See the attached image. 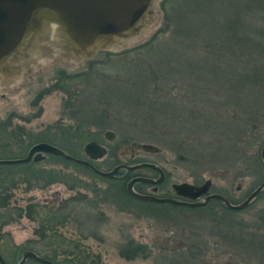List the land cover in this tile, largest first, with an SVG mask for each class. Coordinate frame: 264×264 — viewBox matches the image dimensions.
<instances>
[{
    "label": "rangeland",
    "instance_id": "1",
    "mask_svg": "<svg viewBox=\"0 0 264 264\" xmlns=\"http://www.w3.org/2000/svg\"><path fill=\"white\" fill-rule=\"evenodd\" d=\"M211 1L168 0L165 20L156 6L152 22L123 52L101 51L77 62L56 54L24 70L20 79L0 88V156L21 158L32 144L52 142L84 158V145L95 140L108 149L96 164L108 169L129 158L124 148L132 142L150 143L162 148L161 156L143 157L166 159L164 166L180 182L214 176L215 189L241 183L240 192L234 191L239 197L260 186L264 83L245 86L243 81L245 72L264 75V32L257 29L264 28V13L239 8L236 17L256 26L242 27L237 38L220 29L219 20L231 16L222 5L238 0H213L220 5L212 6L214 29L201 27L188 36L182 28L197 26L201 21L193 18L208 13ZM193 3L202 7L193 8L197 14L189 18L193 11L187 5ZM243 35L252 47L238 42ZM228 36L237 41L225 40ZM107 130L115 133L112 140L104 136ZM112 186L110 179L55 155L0 165V253L5 262L17 264L24 250L34 249L69 264H204L194 261L185 245L197 242L208 257L206 218L186 216L170 232L166 220L150 213L155 206L131 205L120 189L111 192ZM263 205L264 192L244 210L245 218ZM140 209L148 216H141ZM260 227L248 229L246 237L251 240L254 232L262 245ZM219 249H214L217 255ZM211 264L226 263L222 256Z\"/></svg>",
    "mask_w": 264,
    "mask_h": 264
},
{
    "label": "water",
    "instance_id": "2",
    "mask_svg": "<svg viewBox=\"0 0 264 264\" xmlns=\"http://www.w3.org/2000/svg\"><path fill=\"white\" fill-rule=\"evenodd\" d=\"M159 1L0 0V88L10 86L20 79L24 70L30 71L33 67L48 63L56 54L67 61L77 62L92 59L100 50L116 52L128 47L141 37L152 22ZM105 137L112 140L114 135L107 131ZM141 146L146 151H158V147L150 143ZM35 152V161L41 159V153L44 152L91 166L87 160L74 157L48 142L34 144L25 158L1 159L0 164L27 162ZM84 152L88 158L97 159L105 154V148L90 141L85 144ZM261 158L264 161V145ZM94 170L110 177L118 167L108 172L96 168ZM133 182L135 180L128 183V191L143 198L132 190ZM178 187L191 190L188 184H180ZM263 188L264 182L250 198ZM205 190V185L199 187L196 196ZM29 259L41 264H57L31 250H24L17 264H23ZM0 264H7L1 254Z\"/></svg>",
    "mask_w": 264,
    "mask_h": 264
},
{
    "label": "flooded vegetation",
    "instance_id": "3",
    "mask_svg": "<svg viewBox=\"0 0 264 264\" xmlns=\"http://www.w3.org/2000/svg\"><path fill=\"white\" fill-rule=\"evenodd\" d=\"M107 131H110L115 135L113 131ZM97 143L101 145L99 142ZM33 145L34 144L29 147L26 155L21 158H25L29 154ZM141 145L142 144H138L137 142H132L129 148H124L129 152V158L118 161L112 166V168L102 169L101 166L96 164L97 160H100L107 155L108 149L103 145L101 146L105 148V154L101 158L90 159L84 152V158L81 159L87 160L92 167L78 163L76 164L81 165L85 169H89L99 177L110 179L114 183V186H112L110 191L114 192L117 188L120 189L122 193L126 195V201L131 205L138 204L146 207L155 206L149 207L151 208L150 213L153 214V216L159 217L160 222L166 220V222L172 227V229L169 230L170 232L175 231L173 230L175 229V227H173L175 221L177 222L181 218H186V216L188 220L192 217L194 220L197 218H206L210 224L208 230L211 233V236L208 239V243L210 244L209 258L204 254L203 247L197 242H192L189 243L188 246L186 244L185 247L187 248L185 249L192 252L190 256L194 261H202L204 264H211V262L218 260L223 256V260L226 264H241L239 261H236V257H240L242 261L245 259L243 264H258L257 259H261L262 263H264V244L261 245L258 239H255L256 233L254 232V238L251 237V240L246 237L249 235L247 232L248 229H258L260 225L264 227V205L262 208L257 207L255 208L256 210L254 209V211L251 212L253 216L252 218H245L244 214V210H247L248 207L263 194L264 190L262 189L250 198L251 194H253L257 187H259V184L252 187V189L239 197L234 195V191L236 193L240 192L241 183H238L234 189L227 188V185L222 187L225 190L215 189L213 188L214 176L207 177L202 182H198L197 180L192 182L187 180L180 182L173 179L171 174L172 171L164 166L167 163L166 159H163L162 163L157 160H150L143 157L145 154H152L160 157V154L162 153V148L160 146L156 145L158 151L153 152L144 150ZM262 147L260 148V154L257 157V161L260 163L262 162L264 165V161L261 158ZM46 155L52 154L43 152L41 153L42 158L35 161V152L31 155L29 161L11 164H25L30 161L39 162L44 160ZM1 159L10 160L19 159V157L4 155L0 156V160ZM144 164L154 165V167ZM115 167H118V170L110 177L100 175L94 170V168H96L97 170L108 172ZM132 180H135L132 184V190L143 198H139L128 191V183ZM115 181L120 182V184L117 185ZM262 182H264V179H262ZM262 182H260V184ZM48 183L49 182H46V184ZM180 184H188L191 186V190L187 187L186 189L178 187ZM43 185H45V183ZM203 185L206 186V190L201 195L196 196L197 189ZM248 199L249 201L244 205ZM169 200H176L181 203ZM126 201L123 202L126 203ZM54 207L55 205L53 207L48 206L49 212L50 210L52 211ZM180 209H187V212H183ZM139 212L143 217L148 216V212L145 213L142 209H140ZM169 238L172 239L173 236H168L165 239L170 240ZM143 244L144 243H142V246H144ZM216 247L220 248L219 253H222L221 255L216 254V251L214 250ZM146 251H148L147 248Z\"/></svg>",
    "mask_w": 264,
    "mask_h": 264
},
{
    "label": "trees",
    "instance_id": "4",
    "mask_svg": "<svg viewBox=\"0 0 264 264\" xmlns=\"http://www.w3.org/2000/svg\"><path fill=\"white\" fill-rule=\"evenodd\" d=\"M168 0H161L160 1V3H159V8H160V10L162 9L163 10V18H164V20H165V16H166V10L164 9V5L166 4V2H167ZM232 2L234 1V0H231ZM245 1L244 0H238V2H236V3H226V4H223L222 6H224L223 8L221 7V9L223 10V11H225V13H227V14H230L232 17H233V19L231 18V16H230V18H228V21H223V20H219L220 22H219V27H220V29H224L225 31H227L231 36L233 35V36H236L237 38H238V36H239V29H240V31H241V29H242V27H243V29H246L247 27H250V26H254L253 25V23L252 22H250V21H247V20H243V16H240L239 18L238 17H236L237 15H238V13H239V10H241V9H239V8H244V7H246V8H253L254 7V9L253 10H256V11H258V12H260V13H264V0H249V3H244ZM214 3H216V4H214ZM218 3L217 2H213V0L211 1V3H210V6L209 5H207V4H205L204 3V5H206V6H209V9H208V13H198L199 14V16H197V17H195V18H193V19H195V22L197 23V21H201L197 26H194V27H192V25L191 26H189V25H187V26H185L184 28H182V30L183 31H186L187 33H189L188 34V36L189 35H191V34H193L194 32H196V31H198V30H200L201 29V27H206L207 29L206 30H211V29H214V24H215V22L213 23L212 21V19H213V15L215 14L213 11H212V9H214V7H212V6H216ZM219 5V4H218ZM187 6H189L190 8H191V10L193 11L192 13H191V15H190V17L189 18H191L193 15H195V14H197L196 12H195V9H193V8H200V7H202L200 4H198V3H193L192 4V6H190V5H187ZM220 6V5H219ZM225 6H226V8H225ZM161 10V11H162ZM222 11V12H223ZM242 12H243V10H242ZM213 13V14H212ZM212 14V15H211ZM188 16H189V13H188ZM263 17H264V14H263ZM203 21L205 22V24H203V25H201L202 23H203ZM248 22H250V23H248ZM241 24V25H240ZM196 25V24H195ZM201 25V26H200ZM256 26V25H255ZM257 27H259V26H257ZM258 29V32H264V28L262 29L261 27H259V28H257ZM158 33V31L153 35V37L149 40L150 42L152 41V40H154V37H155V35ZM231 37L230 36H228V38L227 37H225V40H228V41H231L232 43H235L234 41H237L236 39H234V41L232 40V39H230ZM235 38V37H234ZM245 38H247L246 36H242V38H241V40L240 41H238L239 43H241L242 44V46L243 47H245V48H248V47H252V46H249V44L246 42V40H245ZM250 38H251V36H250ZM149 41L147 42V43H149ZM142 45H144V44H142ZM134 48V47H133ZM125 50H127V49H125ZM125 50H122V52L123 51H125ZM121 52V51H120ZM107 53H109V54H113L112 52H107ZM117 53V52H116ZM242 83V82H241ZM253 83H264V75L263 74H259V75H257V74H254V76H251L250 75V73L248 72V73H246L245 72V76H244V81H243V84L245 85V86H249L250 84H252V85H254ZM51 144H53L52 142H51ZM59 148H61L62 150H64V151H66V152H68V153H70V151H68L67 149H64L63 147H61V146H59ZM71 154V153H70ZM29 250H32V251H34L35 253H37L38 255H40L41 257H43V258H46V259H48V260H50V261H52V262H55V263H57V264H69V263H67V262H62V261H58L57 259H56V256L55 255H53V254H40L38 251H35L34 249H29ZM40 251V250H39ZM4 258V257H3ZM32 261H34V260H32ZM34 262H36V261H34ZM8 263V262H7ZM36 263H38V262H36ZM39 264H41V263H39ZM81 264V263H80Z\"/></svg>",
    "mask_w": 264,
    "mask_h": 264
}]
</instances>
